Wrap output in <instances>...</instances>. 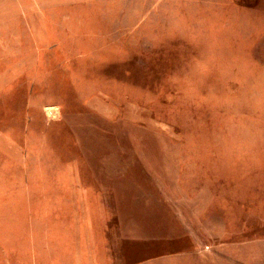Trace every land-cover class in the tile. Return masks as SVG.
Wrapping results in <instances>:
<instances>
[{"label":"rangeland","instance_id":"rangeland-1","mask_svg":"<svg viewBox=\"0 0 264 264\" xmlns=\"http://www.w3.org/2000/svg\"><path fill=\"white\" fill-rule=\"evenodd\" d=\"M0 264H264V0H0Z\"/></svg>","mask_w":264,"mask_h":264}]
</instances>
